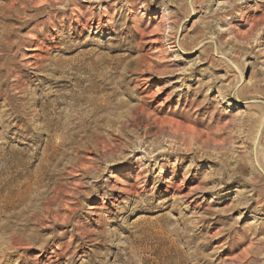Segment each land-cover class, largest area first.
I'll return each instance as SVG.
<instances>
[{
  "label": "rangeland",
  "instance_id": "1",
  "mask_svg": "<svg viewBox=\"0 0 264 264\" xmlns=\"http://www.w3.org/2000/svg\"><path fill=\"white\" fill-rule=\"evenodd\" d=\"M260 160L264 0H0V264H264Z\"/></svg>",
  "mask_w": 264,
  "mask_h": 264
},
{
  "label": "bare ground",
  "instance_id": "2",
  "mask_svg": "<svg viewBox=\"0 0 264 264\" xmlns=\"http://www.w3.org/2000/svg\"><path fill=\"white\" fill-rule=\"evenodd\" d=\"M262 160H260V162H259V165L263 168V170H264V163H263V161L261 162Z\"/></svg>",
  "mask_w": 264,
  "mask_h": 264
}]
</instances>
